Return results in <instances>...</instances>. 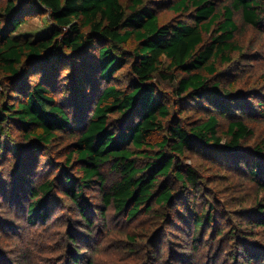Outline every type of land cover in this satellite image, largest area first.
<instances>
[{"label": "trees", "instance_id": "obj_1", "mask_svg": "<svg viewBox=\"0 0 264 264\" xmlns=\"http://www.w3.org/2000/svg\"><path fill=\"white\" fill-rule=\"evenodd\" d=\"M166 3L176 12L194 9L193 23L175 18L160 24L158 15L142 0H130L127 8L123 0H0V71L6 74L4 89L0 86V157L10 153L22 157L19 165L26 173L27 164H33L29 157L22 156L30 153L23 150L25 145L31 142L37 152L57 139L58 132L72 127L70 112L53 95L63 68L70 71L75 106L80 99L77 113L91 109L73 137L67 157V162L78 163L79 177L71 176L64 167L62 181L57 178L58 182L43 180L34 185L22 173L9 180L0 174V197L6 203L11 202L13 194L16 202L21 195L28 197L25 216L31 226L46 222V198L56 183L77 210L79 224L87 228L93 222L83 191L94 184L101 191V216L109 205L117 212L126 211L128 219L142 205L149 211L150 203L169 202L172 190L165 180L157 184L159 178L166 179L174 173L180 182L195 183L194 173L179 166L176 154L182 155L195 145L206 147L211 141L218 146V115L225 117L238 105L240 109H250L248 98L219 88V83H212L203 72L214 74V61L229 62L230 55L239 50L234 39L238 30L235 13H241L243 23L256 27L264 20V0H229L221 10L215 0ZM43 10L48 14L49 26L40 36L30 38L29 34L18 33L28 22L27 16ZM125 65L131 73L129 91L111 84L115 73ZM33 76H37L35 81L30 79ZM157 78L175 81L174 91L180 101L206 100L214 113L192 128L172 120L166 135L154 145L160 147L156 157H147L151 160L138 166L136 154L152 150L147 139L164 128L163 119L168 115V107L157 92ZM103 83L106 85L100 90ZM255 108L257 115L264 117V106L255 103ZM111 114L120 117L110 121ZM13 130L21 140L17 145L13 143L15 147L9 140ZM251 134L252 129L243 119L231 120L229 139L222 147L232 152L235 162L249 163L250 173L264 181V170L258 161L264 158L260 155L264 153V142L249 153L255 159H248L247 151L242 153L240 143ZM26 141L29 142L25 144ZM106 165L119 174V179L107 188L102 172ZM261 207L256 208L262 213ZM193 215L195 230L208 223L210 217L209 213ZM254 221L264 228L263 218ZM69 241L74 244L78 240L73 236ZM241 250L246 261L256 258L258 264H264V253H251L247 247ZM79 263L78 255L69 260V264Z\"/></svg>", "mask_w": 264, "mask_h": 264}, {"label": "rangeland", "instance_id": "obj_2", "mask_svg": "<svg viewBox=\"0 0 264 264\" xmlns=\"http://www.w3.org/2000/svg\"><path fill=\"white\" fill-rule=\"evenodd\" d=\"M142 1L158 15L160 24L175 18L176 21L193 23L192 8L188 12H176L170 9L167 0ZM215 1L219 10L229 3V0ZM129 3L130 0H123L125 8ZM26 19L28 22L21 26L18 33L29 34L30 38L40 36L49 26L45 10ZM234 19L238 25L234 39L239 50L230 55L229 62L214 61V74H203L212 83H219V88L227 92L235 91L234 94H240L243 99L248 98L246 102H249L250 109L243 110L238 105L234 106L231 114L225 117L218 115V146L211 141L206 147L195 145L182 155L176 154L179 166L186 172L190 170L194 173L195 183L180 182L174 173L166 179L159 178L157 184L165 180L171 188V200L165 204L150 203L149 211L142 205L128 219L126 211L117 212L112 205L104 207V215L101 216L99 210L103 208V201L98 185L84 188L93 222L90 228L79 224L77 210L58 189L57 183L46 198V222L34 226L27 222L25 216L28 197L24 199L21 195L16 202L12 200L16 195L13 194L8 203L0 197V264H69L70 258L75 255L80 258L79 264H258L256 258L246 261L241 249L247 247L251 253H264V228L254 221L257 217L264 219V181L250 173L249 163L235 162L232 152L222 145L229 139L228 123L239 118L252 129V134L240 143L244 149L243 155L254 153L257 145L264 142V117L257 115L255 108V103L264 106V20L253 27L243 23L240 12L235 13ZM215 28L213 26L211 30ZM21 69L23 71V66ZM69 74L70 71L63 68L56 83L59 87L53 95L58 102L63 101L64 109L70 112L72 127L58 132L57 139L41 146L37 152L33 151L31 142H25L28 144L23 150H30V153L22 156L26 159L29 157L33 164L30 166L26 161L29 170L24 171L28 174L20 169L22 157H16L15 153L0 157V174H4L1 177L9 180L14 174L22 173L27 180L31 178L34 185L43 180L56 181L57 178L60 182L64 167L71 176H80L78 163L74 160L67 162V157L73 137L91 109L81 114L75 110L80 99L77 100L78 106H75L71 98L74 92L69 84ZM5 75L0 71L2 89L6 84ZM130 75L129 66L125 65L115 73L111 84L119 90L129 91ZM30 79L35 81L37 76ZM155 82L162 102L168 107V115L163 119L164 128L147 139L152 150L145 149L136 154L138 166L151 160L147 157H156L155 153L160 147L154 145L166 135L167 125L172 120L183 127L192 128L214 113L206 100L180 101L174 91L175 81L157 78ZM105 85L100 84V90ZM119 117L118 114L109 115L110 121ZM9 133L10 143L15 147L14 144L21 141L19 134L15 130ZM166 149L170 151L168 147ZM260 155L264 157L263 152ZM247 158L255 159L250 154ZM258 161L264 170V158ZM102 172L106 177L105 188L119 179L118 172L111 171L108 165ZM258 205L262 206V213L256 208ZM193 212L210 214L208 223L205 222L199 230L194 228ZM73 236L78 240L74 244L69 241Z\"/></svg>", "mask_w": 264, "mask_h": 264}]
</instances>
